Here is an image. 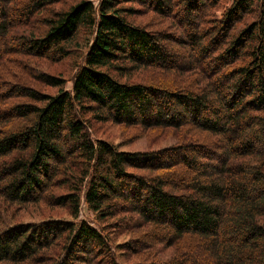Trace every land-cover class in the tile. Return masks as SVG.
<instances>
[{
	"label": "trees",
	"instance_id": "trees-1",
	"mask_svg": "<svg viewBox=\"0 0 264 264\" xmlns=\"http://www.w3.org/2000/svg\"><path fill=\"white\" fill-rule=\"evenodd\" d=\"M97 1L0 0V58L82 61L70 89L30 74L55 93L0 80V202L69 214L13 224L0 210V264H264V0ZM182 9L190 34L142 20L182 25ZM146 69L160 83L132 79ZM87 113L174 141L124 152ZM83 206L137 236L116 245Z\"/></svg>",
	"mask_w": 264,
	"mask_h": 264
},
{
	"label": "rangeland",
	"instance_id": "rangeland-1",
	"mask_svg": "<svg viewBox=\"0 0 264 264\" xmlns=\"http://www.w3.org/2000/svg\"><path fill=\"white\" fill-rule=\"evenodd\" d=\"M18 2H21L22 0H17ZM96 4L98 3L97 0H95ZM206 1V0H205ZM17 2V3H18ZM59 6H62L59 5ZM56 6V7H59ZM181 7H176L175 10L180 11ZM221 11V10H219ZM195 12H198L196 10ZM149 15L147 17L137 18L138 20H144L148 21L150 23V26L152 29H160L167 30L168 32L176 33L177 36H180V34H183V31L186 34H190L192 32L191 26L187 24L184 21V16L187 15L184 11V9L181 10V14H179V17L183 20L182 25L180 24H172L171 21H165L164 19H161L159 17H156L153 12L148 13ZM9 18H13L12 14L8 12ZM160 19V24H157V21ZM175 19V18H174ZM30 23H33L36 25V21L31 19ZM163 23V24H162ZM32 25V24H31ZM168 25V26H167ZM38 31H34V34H38ZM186 37V36H185ZM185 37H183L185 39ZM8 41V40H7ZM0 45H2V41L0 42ZM183 53V54H182ZM180 53L181 56L179 58H176V62H183V63H189L190 61L186 58L187 51L184 50V52ZM184 55V57L182 56ZM11 56V57H10ZM181 58V59H180ZM77 60V61H76ZM78 62H82L80 57H78L75 54L69 55L63 59L53 61L47 58H37L35 56H25L20 54H10L8 52L7 56L5 58H0V80L7 82L12 79V77H16L22 81V83L27 84H33L34 87L40 88L43 91H46L48 93H55V88H49L45 85L39 83L37 80L32 78L30 74L32 72L37 71H44L50 74L54 75H60L63 77V79H66V88L70 89L72 86V78L77 72V64ZM4 68V69H3ZM4 73L6 77L4 76ZM173 77L167 78V80H174L175 84H180L177 82L176 79L181 81L180 78L176 74H172ZM194 76L195 74H191ZM3 77L6 79L4 80ZM132 79L135 81H142L146 83L151 82H159L160 83V71H152L149 69L135 72L132 75ZM197 83V82H196ZM174 85V84H173ZM200 82L198 84L189 85L188 83L183 85L184 88H187V90H197L199 89ZM193 86V87H191ZM198 91V90H197ZM159 103V102H158ZM92 113H87L85 115L86 118H88L87 125L89 126V131L91 133V136L93 138L106 140L114 145L117 146L119 150H122L124 152H145V151H157L161 148L167 147L170 144L173 143V139L171 137L160 139L162 137L160 133V128H154V129H147L144 130L140 126H130L125 124H115L111 121H97L94 119H91ZM137 173H145L142 171H135ZM148 174V173H146ZM62 191V190H60ZM61 192H56L55 195H60ZM1 212H2V219L6 220L8 222H11L13 224L15 223H38L44 218L49 217H60V218H69V214L65 208L59 207L57 204H50L47 205L45 203H39L38 207L29 205L28 207L24 209H20L18 207L9 206L7 204H3L0 202ZM20 209V210H19ZM80 217L87 219L90 223L93 225H99L103 226L107 233H110L111 236L115 238V244L120 245L124 242L129 241L133 237L137 236L138 230H125L123 227H118L119 225L117 220L114 219H103V222L100 220V218L97 220L95 217L96 215L90 211L89 209H86L84 206L81 208ZM137 231V232H135ZM133 232L129 236L127 233ZM162 247V245H161ZM160 245L155 246L156 249L161 248ZM172 249L169 248V250H166V252H172ZM165 252V253H166ZM145 253V252H144ZM164 253V254H165ZM121 262L125 263H133L136 261V258L134 256H131L129 254H124V257H120Z\"/></svg>",
	"mask_w": 264,
	"mask_h": 264
}]
</instances>
